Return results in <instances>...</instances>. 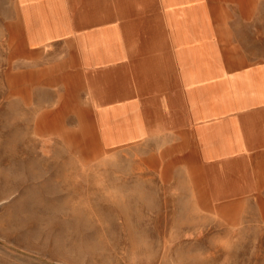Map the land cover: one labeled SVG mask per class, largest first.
Returning a JSON list of instances; mask_svg holds the SVG:
<instances>
[{
	"label": "crops",
	"instance_id": "1",
	"mask_svg": "<svg viewBox=\"0 0 264 264\" xmlns=\"http://www.w3.org/2000/svg\"><path fill=\"white\" fill-rule=\"evenodd\" d=\"M0 171L148 178L264 264V0H0Z\"/></svg>",
	"mask_w": 264,
	"mask_h": 264
},
{
	"label": "rangeland",
	"instance_id": "2",
	"mask_svg": "<svg viewBox=\"0 0 264 264\" xmlns=\"http://www.w3.org/2000/svg\"><path fill=\"white\" fill-rule=\"evenodd\" d=\"M49 178L5 195L0 171V264H262L261 243L185 210L195 206L157 193L153 180L107 188L99 174L82 189Z\"/></svg>",
	"mask_w": 264,
	"mask_h": 264
}]
</instances>
